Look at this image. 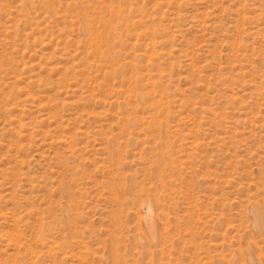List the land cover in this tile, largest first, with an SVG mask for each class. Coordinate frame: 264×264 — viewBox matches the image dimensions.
Listing matches in <instances>:
<instances>
[{
    "label": "rangeland",
    "instance_id": "1",
    "mask_svg": "<svg viewBox=\"0 0 264 264\" xmlns=\"http://www.w3.org/2000/svg\"><path fill=\"white\" fill-rule=\"evenodd\" d=\"M0 264H264V0H0Z\"/></svg>",
    "mask_w": 264,
    "mask_h": 264
}]
</instances>
